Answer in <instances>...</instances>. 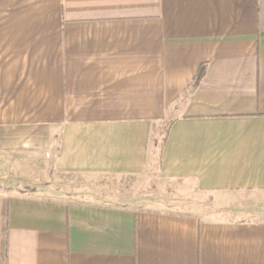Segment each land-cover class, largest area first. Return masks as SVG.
<instances>
[{"label": "crops", "instance_id": "obj_1", "mask_svg": "<svg viewBox=\"0 0 264 264\" xmlns=\"http://www.w3.org/2000/svg\"><path fill=\"white\" fill-rule=\"evenodd\" d=\"M0 158L264 195V0H0ZM45 193L0 188V264H264V219Z\"/></svg>", "mask_w": 264, "mask_h": 264}, {"label": "rangeland", "instance_id": "obj_2", "mask_svg": "<svg viewBox=\"0 0 264 264\" xmlns=\"http://www.w3.org/2000/svg\"><path fill=\"white\" fill-rule=\"evenodd\" d=\"M169 116L157 124L153 144L158 153L166 139ZM22 159L7 163L0 158V188L14 192L45 191V196L70 202L123 206L133 210L159 212H190L207 219H264V212H241L237 209L264 208L263 194H197L191 193L187 183L161 176L154 166L141 177L64 175L51 165L22 164ZM35 176V177H34ZM4 177V178H2Z\"/></svg>", "mask_w": 264, "mask_h": 264}, {"label": "trees", "instance_id": "obj_3", "mask_svg": "<svg viewBox=\"0 0 264 264\" xmlns=\"http://www.w3.org/2000/svg\"><path fill=\"white\" fill-rule=\"evenodd\" d=\"M203 74H204L203 69H201V70L199 71V73H198L196 79H195V82H194V85H195V86L201 81V79H202V77H203Z\"/></svg>", "mask_w": 264, "mask_h": 264}]
</instances>
